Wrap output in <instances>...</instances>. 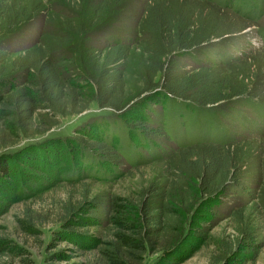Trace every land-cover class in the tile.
Returning <instances> with one entry per match:
<instances>
[{
	"label": "rangeland",
	"instance_id": "obj_1",
	"mask_svg": "<svg viewBox=\"0 0 264 264\" xmlns=\"http://www.w3.org/2000/svg\"><path fill=\"white\" fill-rule=\"evenodd\" d=\"M68 2L50 0L48 14L9 41V49L26 48L41 32L54 31L58 23L54 19L62 10L76 22L90 25V19L107 7L84 35H71L70 59L84 58V49L92 45L107 47L121 42L124 47H146L162 34L153 25L157 13L172 14L174 19L181 16L176 31L192 40L186 46L189 49L178 44L180 51L169 58L168 67L173 77L195 74L197 82L188 84L186 93H204L211 100L208 105H198L191 102L192 94L173 93L175 96L164 97L159 104L149 102L142 113L131 110L139 102L126 113L93 101L86 111L61 117L60 124L44 135L22 137L11 149L74 137L80 156L62 157H84V161L79 162L76 179L55 181L42 198L35 194L34 199L15 202L0 214V264H87L97 255L96 249L61 240L66 233L58 221L62 203L68 197L80 199L88 191L95 203L89 223L97 224L78 227L77 233L86 239L104 238L122 201L138 200L147 191L152 207H158L160 191L177 177L182 157H189L190 152V156L199 157L205 146L219 151L221 147H239L244 160L225 194L204 211L210 221L205 225L203 243L180 264H231L233 260L224 263L218 258L234 247L239 234L234 211L243 208L250 213L259 250L253 260L242 259L237 264H264V201L260 193L264 184V0H78L71 10ZM80 58L74 62L79 68ZM82 73L79 71V76ZM167 81L171 80L166 76L162 88ZM87 129L92 139L84 134ZM92 140L102 142L106 153L92 149ZM63 170L69 172L68 167ZM26 217L33 224L29 225ZM156 255H147L145 264H151Z\"/></svg>",
	"mask_w": 264,
	"mask_h": 264
},
{
	"label": "trees",
	"instance_id": "obj_2",
	"mask_svg": "<svg viewBox=\"0 0 264 264\" xmlns=\"http://www.w3.org/2000/svg\"><path fill=\"white\" fill-rule=\"evenodd\" d=\"M68 1L69 10L78 4V0ZM49 2L0 0V214L15 202L34 199L35 194L42 198L55 181L76 179L79 162L84 161V157H72L80 156V145L75 148L74 137L45 139L11 149L22 137L44 135L60 124L61 117L82 113L93 101L103 108L118 107L126 113L139 102L131 110L142 113L149 102L159 104L164 97L175 96L173 93L192 94L191 102L198 105H208L211 100L204 93H186L188 84L197 82L195 74L173 77L168 67L169 58L180 51L178 44L189 49L186 46L192 40L188 34L185 38L176 31L181 16L174 19L172 14L157 13L153 25L162 34L146 47H124L121 42L107 47L92 45L84 49V58L78 55L70 59L67 48L73 37L84 35L86 29L97 24L107 7L90 19V25L76 22L69 12L62 10L54 19L58 22L54 31L49 28L41 32L26 48L9 49V41L25 34L38 17L48 14ZM186 29L187 26L183 32ZM78 58L81 68L74 65ZM79 71L83 72L80 76ZM166 76L171 81L162 88ZM84 134L92 139L88 129ZM91 142L96 152L106 153L102 142ZM203 148L206 149H200L199 157L190 156L191 152L189 157H182L177 177L160 191L162 201L158 207H152L147 191L138 200L122 201L104 238L86 239L77 233L78 227L97 224L89 223L94 197L88 191L77 200L68 197L62 203L63 214L58 220L68 233L61 235V240L96 249L97 255L87 264H145L147 255L156 254L151 264H180L203 243L205 225L210 221L204 211L225 194L231 177L237 175L244 160L239 147H221L222 151L213 146ZM63 154L72 156L63 158ZM44 159L46 163L42 162ZM49 178L52 181L46 183ZM260 193L264 201V184ZM234 217L239 223V234L234 247L223 253L219 262L233 260L231 264H237L257 256L259 244L251 231L250 213L245 208L236 209ZM28 218L25 221L33 224Z\"/></svg>",
	"mask_w": 264,
	"mask_h": 264
}]
</instances>
